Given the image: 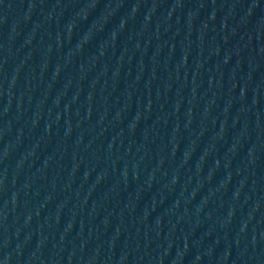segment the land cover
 I'll use <instances>...</instances> for the list:
<instances>
[{
    "label": "water",
    "instance_id": "obj_1",
    "mask_svg": "<svg viewBox=\"0 0 264 264\" xmlns=\"http://www.w3.org/2000/svg\"><path fill=\"white\" fill-rule=\"evenodd\" d=\"M264 258V0H0V264Z\"/></svg>",
    "mask_w": 264,
    "mask_h": 264
}]
</instances>
